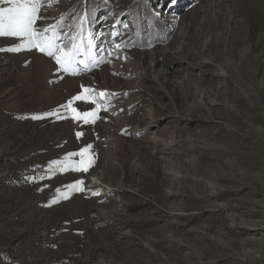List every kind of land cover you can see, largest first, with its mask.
<instances>
[{
    "label": "rangeland",
    "instance_id": "374dc122",
    "mask_svg": "<svg viewBox=\"0 0 264 264\" xmlns=\"http://www.w3.org/2000/svg\"><path fill=\"white\" fill-rule=\"evenodd\" d=\"M88 1L53 0L41 9L36 26L59 23V42L67 48L80 17H86L83 51L91 39L88 54L97 66L64 73L36 49L0 51V264H197L215 259L207 253L213 248L223 257L215 264H264L256 243L240 239L254 236L260 243L262 230L235 236L221 229L227 219L215 221V213L197 210L245 193L264 206V190L250 176L249 187L235 196L226 193L199 205L192 201L202 191L192 193L185 180L177 184L184 175L207 181L200 172L208 170L210 146L228 140L227 129L238 137L231 142L243 146L255 143L253 137L239 138L248 123L264 128L262 118L248 117L264 114V87L254 93L259 106H244L247 114H238L235 104L243 100L232 101L236 73L227 65L246 55V69L258 63L256 80L263 79L264 0H148L143 8L150 7L169 31L164 42L146 47L132 44L135 30L127 15L139 0H96L92 21ZM8 6L0 0V7ZM20 42L0 37V49ZM84 88L93 90L100 105L94 123L74 119L71 108L91 112L97 104L75 100L71 108L62 107ZM203 102L210 113L198 108ZM88 145L86 172H59L51 165ZM258 146L261 164L248 168L264 171V140ZM77 181H83L82 190H69ZM255 218L264 219V212ZM197 226L210 228L224 246L205 243L199 256L196 247L204 242L191 232ZM247 250L254 262L225 259L231 252L242 258Z\"/></svg>",
    "mask_w": 264,
    "mask_h": 264
},
{
    "label": "bare ground",
    "instance_id": "6f19581e",
    "mask_svg": "<svg viewBox=\"0 0 264 264\" xmlns=\"http://www.w3.org/2000/svg\"><path fill=\"white\" fill-rule=\"evenodd\" d=\"M229 51L231 52V50H229ZM239 59H240L239 64H238V62H230V63L227 62L229 69L230 68L233 69V67L235 68L234 70H235L236 74L233 77L236 79L235 82H237V84L235 86L232 87V86H230V84H229V86L231 88L230 90L233 91L234 93H236L235 97H233L232 101L236 102L237 99L243 100V103L235 104V108H237L238 114L242 113V114L246 115L247 113H244L242 111V108L244 106H247L249 109L255 108V106L256 107L259 106V103L256 101L258 98H255L256 95L254 93H259V91L263 89V87H264V73H263V79L261 78L259 81H257L256 80V73L259 70L258 63L255 64V62H253L252 65H249L250 66L249 69H246V67L248 66V60H249L248 57L246 55H240ZM201 65H202V63H201ZM225 66L226 65H224V67ZM198 69H200V67ZM206 70H208V69H206ZM205 72H203V73H205ZM223 72H226V71H223ZM230 76L225 77V78L230 79ZM248 82H249V84H248ZM241 91L245 92V94ZM237 92H239V93H237ZM234 93H232V94H234ZM208 103L204 104V102H203V104L198 105V108L210 113L211 107L206 108L207 107L206 105ZM220 103L221 102L215 103L214 105H217ZM228 106H230V104ZM214 109H215V107H214ZM228 109L230 110L231 107ZM222 112H223V110H222ZM263 115L260 113H254L252 115H248V117L251 121H253V119H260V118H262L264 120ZM204 116H205V114H204ZM208 116H211V115H208ZM202 117H203V115H202ZM205 118H207V117L205 116ZM245 121H246V119H245ZM224 125H225V123H224ZM236 128H238V126ZM246 128H245L246 130L244 129L245 131H243V133L241 134V136H239V138L242 137L245 139V138L253 137L255 139V141H254L255 143L253 145H252V142L246 143L243 146H241V145L239 146L237 144H234L231 141L234 140L233 138H235V137L238 138V137L235 135L233 130L227 129V132L224 135H226V136L228 135L227 136L228 140L227 141L225 140V142H223L224 140L219 141L215 147L210 146L212 151H211V154L209 155V161L207 162L208 170L200 172V174L202 176H204L207 179V181L203 182L200 179L199 180L186 179L185 175H184V177L181 178L182 180H179L180 178H178L177 184L179 186L181 184H184L182 182L185 180V183L187 182V185L189 186L188 190L192 191V193L193 192L197 193V191L198 192L202 191V193H203L202 197H200V196L198 197L196 195L193 197V201H192L193 204L198 203V205H199V203L210 201V199H218L219 197H221L222 194H226V193H231V195L233 194V196H235L234 193H239V192L243 191L245 188L249 187L248 186L249 180L247 179L248 176L251 177V178L250 177L249 178L254 184L259 185L260 188H262L264 190V171H259V170L256 171V170H254L255 168H248V166H250L253 162L259 163V159H260L259 157H260L261 153L263 152V149L258 145L260 144V142L262 140H264V128H262L260 126H254V125L249 124V123L246 125ZM240 129H241V127H240ZM236 130H238V129H236ZM215 135L216 134H214V136ZM211 136H213V135H211ZM219 138H221V137H219ZM205 148H207V147H205ZM250 148H251V150H249ZM259 164H261V163H259ZM244 166H247V167H244ZM224 183H228V185L230 184V186H226V184H224ZM190 188H191V190H190ZM204 190H206V191L210 190L211 193L207 194V192L206 191L204 192ZM247 193H249L248 190H247ZM245 194L241 195L242 197L235 196L233 198H230L229 200H226L223 203L219 202L220 204L216 205V207H214V209H212V210H206L205 206H208V205L203 204L200 207L198 206V208H197V210H199L198 213L199 214H205L206 212L215 213V215H216L215 221H222L223 219H227L228 221H226V224H224L221 229L225 228V231H227V232H229V234H233L235 236L242 235L245 232L249 233V230H255V231H261L262 230L264 232V219H262V218L256 219L255 218V216L259 215V214H261V216H262V214L264 212V206L259 205L258 200L245 199L244 198ZM209 206H211V205H209ZM252 217H254V218H252ZM221 229L217 230V232H219ZM209 230H210V228H208L206 226H197V227H193L191 229V232L196 233L195 241L197 243L204 242V244H201L200 246L196 247V253L199 256L203 255L201 252V248L207 247L205 243H210V245L214 244V245L222 246V247L224 246V244L222 242H220L215 237V234L208 233ZM232 239H234V238H232ZM240 239H249V240L254 241L256 243V246H258V247H256L255 251H257L256 253H261L260 258L262 261H264V253L262 251V249L264 247L263 238H261L262 240L260 243H258V240L260 238L254 237V236H249V237L240 238ZM175 242L177 243V245H180V246H182V245L186 246V247L189 246L188 244L185 245L184 243H182L179 240L175 241ZM176 243H174V244H176ZM247 252H251V253L246 254ZM207 253H208V256L214 257L215 259L209 260L208 262L199 261V262H197V264H215V263H217L218 260L223 258L220 255L221 254L220 250H217L215 248L207 250ZM226 255L227 256L225 257V259L228 257H231L232 259H240V261H242V262H248V261L254 262L255 261L254 254H252V251H250V250L245 251L242 258H239L240 256H237L239 254H236L233 252H231V254L226 253ZM186 258H188V257L184 256V258H181V259L185 260Z\"/></svg>",
    "mask_w": 264,
    "mask_h": 264
},
{
    "label": "snow or ice",
    "instance_id": "6c2138e0",
    "mask_svg": "<svg viewBox=\"0 0 264 264\" xmlns=\"http://www.w3.org/2000/svg\"><path fill=\"white\" fill-rule=\"evenodd\" d=\"M8 7H0V37H16L20 39V43L16 47L8 49H0V51L18 52L22 49L37 51L46 54L55 59L59 65L60 71L64 73H76L80 69L78 65H83L84 69H89L91 66H97L98 61L94 56L89 55L92 48L91 39L88 40V52L83 51L82 25L86 22V17H80L79 23L76 25V31L71 33V46L65 47L59 41L62 39V33L59 30V23L52 24L45 28H37V20L42 19L40 12L45 7H51L53 0H4ZM171 4H175L176 0H170ZM119 23V21H118ZM116 35V33H113ZM79 41V43H78ZM116 47H120L117 45ZM81 55H85V59H78ZM92 89L84 88L83 94H79L70 100L67 105L62 107L71 108L73 101L82 100L97 104L95 98L90 95ZM105 93H100L104 96ZM100 105L97 104V110L91 112L80 113L75 108H71L74 114V119L83 120L84 123H94L97 118V111ZM45 115H56V113H46ZM41 116H32V119H41ZM82 133H77V136ZM90 145L85 146L79 153H69L64 160L52 161L55 171H84L88 170L91 161H85L84 156L89 152ZM79 155V162L73 161L72 157ZM53 169L50 168L49 171ZM43 178V177H41ZM83 181H77L74 184L68 185L69 190H82ZM59 191V190H58ZM64 198H67L66 196ZM56 201H53L55 203Z\"/></svg>",
    "mask_w": 264,
    "mask_h": 264
},
{
    "label": "trees",
    "instance_id": "16d2710c",
    "mask_svg": "<svg viewBox=\"0 0 264 264\" xmlns=\"http://www.w3.org/2000/svg\"><path fill=\"white\" fill-rule=\"evenodd\" d=\"M99 1V0H98ZM87 17L93 18L92 7H95L96 0H89ZM143 4L148 5V0H139L138 4L133 5L127 11V15L135 30L132 44L137 47H146L149 44L162 43L165 41L166 35L169 31V26L160 20V18L153 13L150 7L143 8ZM105 5H110L106 3ZM82 6L78 9V14L82 11ZM92 21V19H91ZM92 23V22H91Z\"/></svg>",
    "mask_w": 264,
    "mask_h": 264
}]
</instances>
